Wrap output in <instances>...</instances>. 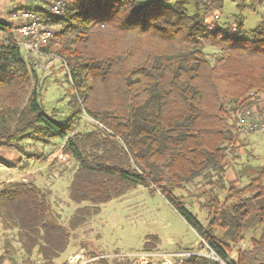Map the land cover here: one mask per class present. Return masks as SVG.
I'll return each mask as SVG.
<instances>
[{"label": "trees", "instance_id": "1", "mask_svg": "<svg viewBox=\"0 0 264 264\" xmlns=\"http://www.w3.org/2000/svg\"><path fill=\"white\" fill-rule=\"evenodd\" d=\"M213 1L222 0H77L58 17L40 11L54 32L43 56L60 60L71 90L65 121L42 104L34 68L42 56L13 44L11 26L0 22V147L26 154L24 142H62V154L76 164L68 197L77 209L67 227L51 213L46 190L22 182L1 187L0 227L14 233L27 261L35 252L53 264L100 206L141 187L158 192L222 263L264 264V207L252 213L264 201V170L244 188L223 184L227 151L238 140L231 112L249 92L264 91V22L250 39L239 19L233 32L217 24L209 31L204 19ZM249 1L234 0L240 11L264 4ZM208 48L218 54L213 63ZM82 116L91 121L87 131ZM198 178L209 187L205 226L173 195ZM258 226L251 248L230 260L231 246ZM155 242L148 237L145 250ZM5 250L13 252L8 242ZM184 264L220 263L195 256Z\"/></svg>", "mask_w": 264, "mask_h": 264}, {"label": "rangeland", "instance_id": "2", "mask_svg": "<svg viewBox=\"0 0 264 264\" xmlns=\"http://www.w3.org/2000/svg\"><path fill=\"white\" fill-rule=\"evenodd\" d=\"M7 1L9 0H2V5H5ZM135 1L146 2V0ZM245 4L247 7L250 6V1L246 0ZM6 15L5 10L4 14H0V20L6 19ZM214 15H218L219 20L214 21ZM238 19L242 22L244 37L250 39V32L256 30L264 22V4L257 5L253 10L245 8L240 11L234 0L213 1L209 5L204 24L228 27L233 32ZM206 52L209 60L213 63L218 54L210 48L206 49ZM36 59L38 61L34 68L43 88L42 104L48 114L57 110L59 114L57 119L65 121L70 117L68 102L71 92L65 79L66 70L54 55L46 54ZM90 122L86 116H82L81 129L89 130ZM55 144L44 148L41 143L24 142L22 145L26 154L11 152L0 147V183L22 182V178L26 177L27 183L25 184L32 183L40 189L49 191L50 199L53 200V202L51 201L52 206L59 217V223L67 227L70 218L77 209V206L72 204L68 197V187L76 164L71 162L70 157H65L62 154V142H55ZM235 145L238 152L240 151L237 156V167L235 166L236 173L241 171L242 167H249L257 170L252 179L258 177V174L264 170V134L241 135ZM237 149L229 148L227 154L235 155ZM41 156L44 158H37ZM45 162L52 163L49 166L51 173H49L48 165ZM249 181L246 177L242 178L236 188H244L249 184ZM206 183V180L198 178L184 189H177L173 192L176 198L183 201L188 212L204 226L208 222V213L203 207L206 199L202 196L209 190ZM223 184L226 189L231 186L225 178ZM225 197V193L219 195V200L223 202ZM252 206V213L256 214L257 207H264V201H255ZM255 219L252 217L253 221ZM214 234L220 237L223 231L217 228ZM260 234L259 226L256 229L247 230L243 241L231 246L232 251L229 253V259L235 261L239 251L249 250L251 240L259 238ZM149 236L154 237L157 241L158 251H142L145 240ZM74 237L76 238L71 239L67 250L60 255L58 259L60 262L66 261L75 254V246L83 248L88 253L102 255L108 259L120 257L124 260L110 261L107 259L110 263L117 262V264H132L128 257L143 252L171 254L189 249L198 250L199 246H202L204 255H209L196 233L187 226L158 192H150L139 187L100 206L96 215ZM7 242L13 249V252L8 255L5 253ZM1 256L5 257L3 264L12 263L8 260L9 257L15 260V264H34L36 261L35 259L27 261L26 256L22 255L18 244H16L14 233L3 232L0 227Z\"/></svg>", "mask_w": 264, "mask_h": 264}, {"label": "built area", "instance_id": "3", "mask_svg": "<svg viewBox=\"0 0 264 264\" xmlns=\"http://www.w3.org/2000/svg\"><path fill=\"white\" fill-rule=\"evenodd\" d=\"M48 2V12L53 17L63 15V13L71 7L77 0H46ZM10 9V21L12 29V43L17 45L22 51L35 55L43 56V51L52 43L54 32L49 28L42 18V15L30 11L16 8L14 2H8ZM214 21L219 20L218 15H214ZM214 25H207L209 31L213 30ZM4 41L3 32L0 31V42ZM231 116L235 121V134L237 138L241 135H250L254 133L264 134V91H251L245 97V103H238ZM22 183H27V178H22ZM202 245L208 250L209 255L202 253V246L198 250H191L177 253H153L143 252L133 256H129L128 260L132 264H184L190 258L206 257L213 261L222 263L216 254L208 247V245L200 239ZM105 257L90 258L86 253L81 252L78 255L71 256L67 259V264H95ZM110 261L119 260L120 257H112ZM21 264V263H19Z\"/></svg>", "mask_w": 264, "mask_h": 264}, {"label": "crops", "instance_id": "4", "mask_svg": "<svg viewBox=\"0 0 264 264\" xmlns=\"http://www.w3.org/2000/svg\"><path fill=\"white\" fill-rule=\"evenodd\" d=\"M9 1H12V0H9ZM6 2L5 5H2V0H0V14H4L5 10L7 12V15H6V19H1L0 22H3V23H6L8 25H11V21H10V9L8 8V2ZM12 2H14V5L16 8H21L23 10H30V11H33V12H37V13H40V11H44V10H47L48 11V2L46 0H13ZM239 140V138H238ZM237 140V141H238ZM236 144V143H235ZM234 149H237L236 145H234L233 147ZM236 152V153H235ZM235 155L233 154H227L226 155V159H225V162H224V165H225V179L227 180V183L231 185V187H237L241 182L240 180L244 177H246L248 180H252V177L257 173V170L253 169V168H249V167H242L241 168V171H239L238 173H236V168L235 166L237 167V159H238V154H240L238 152V149L235 151ZM67 157V156H65ZM69 158V157H68ZM70 159V158H69ZM71 160V159H70ZM72 162V161H71ZM46 163V162H45ZM48 165V171L49 173H51L49 166L52 165V163H46ZM228 172V173H227ZM72 180V179H71ZM249 181V182H250ZM9 183H14V181H8V182H5V183H0V189L1 187L4 185V184H9ZM70 185V184H69ZM141 188V187H139ZM47 191V190H46ZM49 193V198H50V195L51 193L49 191H47ZM151 192V191H150ZM68 194H69V187H68ZM206 200L208 199L207 197L205 198ZM50 201L53 202V200L50 199ZM73 204V203H72ZM52 205V203H51ZM75 212V211H74ZM51 213L57 218L58 220V223H59V217L58 215L56 214L53 206H52V211ZM74 214V213H73ZM96 215V214H95ZM73 216V215H72ZM94 215L91 216V218L93 217ZM90 218V219H91ZM181 218V217H180ZM71 219V218H70ZM89 219V220H90ZM182 219V218H181ZM88 220V221H89ZM183 220V219H182ZM70 221V220H69ZM87 221V222H88ZM184 221V220H183ZM87 222L82 225L81 227H79L78 229H76L75 231L72 232L71 234V239L73 238H76L74 237V235L77 233V232H81V230H83V227L87 224ZM60 224V223H59ZM61 225V224H60ZM188 226V225H187ZM189 227V226H188ZM190 228V227H189ZM149 237H152V236H149ZM148 238V237H147ZM147 238L145 240V243L143 245V250H145V244L147 242ZM71 241V240H70ZM70 244V243H69ZM157 241L155 243H153L152 245L149 246V250H157ZM69 246V245H68ZM68 248V247H67ZM66 248V250H67ZM75 254L74 255H78L80 254L81 252H84L86 253V255L90 258H95V257H103L102 255H98V254H94V253H91V252H86L83 250V248H78L77 246H75ZM78 249V250H77ZM65 250V251H66ZM192 250V249H191ZM190 249L189 250H184V251H179V252H185V251H191ZM141 252V251H140ZM137 253V252H135ZM72 255V256H74ZM60 258V256H59ZM57 258L56 260H54L53 264H67V260L66 261H62L60 262ZM36 260L35 263L37 264H42V261H40L39 257L37 256V254L34 252L33 255L31 256L30 261H33V260ZM27 260V259H26ZM34 263V264H35ZM114 263H117V262H114ZM11 264H15V263H11ZM16 264H19V263H16Z\"/></svg>", "mask_w": 264, "mask_h": 264}]
</instances>
